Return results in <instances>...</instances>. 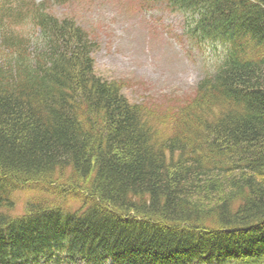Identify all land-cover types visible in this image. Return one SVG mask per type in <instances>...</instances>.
Returning a JSON list of instances; mask_svg holds the SVG:
<instances>
[{"label":"trees","instance_id":"trees-1","mask_svg":"<svg viewBox=\"0 0 264 264\" xmlns=\"http://www.w3.org/2000/svg\"><path fill=\"white\" fill-rule=\"evenodd\" d=\"M67 1L0 0V264H264V0H160L226 46L164 111L97 72Z\"/></svg>","mask_w":264,"mask_h":264},{"label":"rangeland","instance_id":"rangeland-1","mask_svg":"<svg viewBox=\"0 0 264 264\" xmlns=\"http://www.w3.org/2000/svg\"><path fill=\"white\" fill-rule=\"evenodd\" d=\"M49 4L55 15H73L92 35L97 72L120 81L132 102L158 111L188 99L205 74L215 73L226 53L225 45L201 41L191 34L192 12L175 11L166 1L68 0ZM18 29L28 48L31 41H40L31 21L20 23ZM3 39L0 27V64L12 59ZM252 50H256L254 56L262 55L261 50ZM30 197L34 196L28 190L17 191V209L22 211Z\"/></svg>","mask_w":264,"mask_h":264}]
</instances>
